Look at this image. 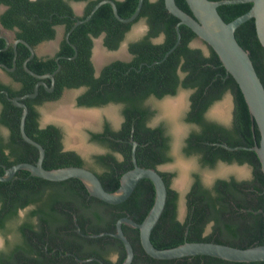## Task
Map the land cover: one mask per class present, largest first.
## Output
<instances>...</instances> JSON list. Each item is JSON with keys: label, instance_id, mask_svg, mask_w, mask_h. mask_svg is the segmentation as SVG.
I'll list each match as a JSON object with an SVG mask.
<instances>
[{"label": "trees", "instance_id": "16d2710c", "mask_svg": "<svg viewBox=\"0 0 264 264\" xmlns=\"http://www.w3.org/2000/svg\"><path fill=\"white\" fill-rule=\"evenodd\" d=\"M71 1L85 2L82 16H78ZM101 0H0L7 9L0 14L2 26L14 30V39H25L32 46L55 39L57 27L64 26L65 34L55 56H35L28 66L43 74L54 72L55 89L48 93L44 86L39 95L25 100L29 107L26 119L27 134L40 142L46 151L44 166L55 169L67 166H85L83 158L75 151L62 150V131L55 124L40 125L38 106L46 100H57L66 88L86 89L78 96L80 106H104L108 103L122 105L124 122L120 130H113L107 122L102 132L92 133V140L109 151L97 155L94 171L108 191H116L121 177L133 168L131 137L139 144L136 149L138 164L158 169V165L172 161L168 155L170 137L161 124L148 126L155 114L146 105L150 95L163 98L174 96L180 88L192 90L191 108L185 120L196 124L186 138L183 151L196 155L203 168H215L218 163L248 164L251 178H217L211 186L205 185L199 172L193 173V183L186 194L187 215L179 218L180 193L171 186L174 172L159 171L168 187L165 210L154 228L151 239L158 248L175 247L185 242L209 241L237 247L264 244V173L257 153L250 149L229 150L215 143L251 147L261 140L257 123L250 113L245 97L234 79L226 71L219 55L209 46L205 54L201 47L192 46L198 38L188 26L180 25L181 42L169 56L166 53L177 41L176 25L179 19L171 14L165 0H144L137 19L130 23L119 21L109 3L103 4L89 21L66 34L78 18L85 19ZM122 17H130L139 0H114ZM178 5L192 13L186 0H176ZM253 3L224 4L218 10L229 22L247 12ZM145 20L146 35L129 45L133 59L116 60L95 75L91 60L94 38L105 33L104 44L117 49L135 23ZM164 35L162 42L153 39ZM239 43L250 53L256 70L264 84V47L256 30L255 19L243 23L236 31ZM6 40L0 37V63L13 66V42L5 49ZM17 68L11 73L22 81L20 90L0 82L11 97L34 91L37 79L23 67L30 50L23 43L17 46ZM59 58V60H57ZM156 61H160L155 63ZM183 74V75H181ZM48 85L51 80L47 79ZM231 92L235 110L232 126L226 127L209 121L205 113L214 102ZM2 111L0 125L9 129L4 137L0 132V173L5 167L20 162L35 163L38 149L26 142L20 130L22 108L0 93ZM255 125V128H253ZM114 152H121L119 160ZM156 190L150 179H142L132 195L119 204H111L90 194L78 178L51 181L34 176L28 170H19L9 181H0V230L15 233V242L0 253V264H101L98 260L82 262L80 259L98 257L106 264H122L126 258L123 241L113 235L86 236L102 232H115L117 221L130 216L142 222L155 202ZM31 207L20 222V210ZM8 223L10 225L8 226ZM81 229V233L78 229ZM125 234L135 249L132 264H264V261L237 262L210 255H196L175 259H156L146 253L140 230L123 224ZM116 255V259L113 256Z\"/></svg>", "mask_w": 264, "mask_h": 264}, {"label": "water", "instance_id": "95a60500", "mask_svg": "<svg viewBox=\"0 0 264 264\" xmlns=\"http://www.w3.org/2000/svg\"><path fill=\"white\" fill-rule=\"evenodd\" d=\"M192 13L187 12L182 9L176 0H165V5L168 11L173 14L175 17L179 19V22L176 25L177 30V41L175 45L166 53L164 59H166L171 52L175 50V48L181 42L182 36L180 31V25H186L190 27L198 36L197 39L202 40L207 45L211 46L215 52L219 55L220 60L226 68V71L231 74L236 82L238 83L245 100L249 106L250 113L254 121L257 123L258 128L261 133L260 142L255 145L248 146H230L227 143H215L217 145H222L226 149L229 150H237V149H250L257 153L264 173V84L256 70V67L253 63V60L250 56L249 51H247L237 40L236 31L237 29L246 21L254 18L256 24V30L258 38L261 44L264 47V0H186ZM253 3L252 7L245 12L244 14L236 17L232 21H225L222 15L220 14L218 7L224 4H234V3ZM75 3V12L77 15L81 16L82 14L79 12L83 7V3ZM105 3H109L113 7V12L115 17L125 23L133 22L139 16L141 9L143 7L144 0H139L138 6L134 14L130 17H122L118 11L117 4L114 0H101L98 2L89 15L85 19L78 18L71 29L66 34V40L73 46L76 50V53L71 58L77 56V47L70 41V34L82 23L89 21L94 13ZM136 33L132 32V37L135 36ZM1 38L6 40L5 49L9 48L11 45V40L5 35L1 34ZM196 40V39H195ZM18 43H23L30 50V56L24 61L25 70L31 74L32 76L40 79L41 81L37 82L34 87V92L27 93L23 96H16L11 98L15 105L22 108L21 122H20V130L23 139L35 146L39 151L38 159L35 163L33 162H20L12 165L11 167H5V173H0V181H9L11 180L15 174L19 170H28L32 175L38 176L51 181H63L70 178H78L84 182L86 187L88 188L91 195L106 201L111 204H119L123 201L127 200L138 183L144 179H150L156 190L155 202L152 206L151 210L145 217L142 222H137L130 216L121 217L116 223V231L115 232H102L99 234H88L86 236L90 237H98L106 234L113 235L119 239H121L126 248V258L122 264H132L135 257V249L129 240L128 236L125 234L123 229V224H127L136 229L140 230V238L141 244L151 257L156 259H175L182 258L188 256H196V255H210L219 257L229 261H237V262H252V261H264V244L250 246V247H237L229 244L217 243V242H209V241H199V242H185L175 247L170 248H158L156 247L151 239L152 232L156 225L158 224L164 210L166 207L167 199H168V187L164 177L161 175L158 169L143 167L138 164L136 149L138 146V142L132 138V160H133V168L125 172L121 177V185L116 191H108L99 176L92 171L91 169L84 166H67L55 169H47L44 166V159L46 156V151L44 146L30 137L26 132V119L29 113V108L26 103L22 100L35 97L38 95L39 88L41 85H44L47 90L53 91L55 88L54 82L52 86H48V84L43 80L45 78H50L54 81L55 74L60 70L61 64L58 63V68L54 72H50L47 74H39L28 67V62L31 60L36 54V47L32 46L25 39L19 38L13 42L14 48V66L9 67L4 63H0V71L7 70L13 71L16 67L17 60V46ZM195 46V43H192ZM102 46V38L97 39L96 49H101ZM96 49L94 55V61L99 66L98 70H100L103 61H98L96 57ZM59 60V58H57ZM160 62L156 61L155 63ZM187 91L185 89H181L177 96H167L164 102L172 101L173 103L178 100L186 98ZM180 100V103L183 101ZM164 104V103H163ZM168 105V104H167ZM164 105V113L167 117H170L176 128L179 129L178 125V110L180 105H177L176 108L171 107L172 105ZM215 109L220 107V103L215 105ZM78 110L84 111H96L101 115L99 107H78ZM213 112V111H211ZM99 121V118L97 122ZM50 122L63 125L67 131V143L68 148L81 151L79 148L73 144L72 134L75 132V135L83 137V128L95 126L96 123L90 124H82L78 127L71 125L66 119L61 116H51L45 117L43 124L46 125ZM180 124V123H179ZM181 127V126H180ZM255 128V125H253ZM178 144V143H177ZM176 152V151H175ZM177 159V164L180 170L179 178L175 183V187H177L182 193L185 192V182L188 177L189 167L186 165L185 160L182 156L179 155L178 152L175 153ZM225 163V162H222ZM247 166V165H244ZM180 180L183 181V185L179 184ZM184 195V194H183ZM180 220L184 221L183 217H180ZM78 231L81 233V229ZM82 262L89 260H98L101 264H106L98 257H92L89 259H80Z\"/></svg>", "mask_w": 264, "mask_h": 264}, {"label": "flooded vegetation", "instance_id": "af4514ba", "mask_svg": "<svg viewBox=\"0 0 264 264\" xmlns=\"http://www.w3.org/2000/svg\"><path fill=\"white\" fill-rule=\"evenodd\" d=\"M74 2H77L79 3L78 1H71V5L73 6V9H74V12H75V3ZM80 3H83L82 5L84 6V10H85V2H80ZM0 6H3L5 7V9H3V11L0 12V14H2L6 9H7V6L4 5V4H1ZM76 13V12H75ZM83 14H84V11H83ZM82 14V15H83ZM81 15V16H82ZM79 16V15H78ZM145 23L146 21L143 20ZM138 23V22H137ZM136 24V23H135ZM61 27V26H59ZM57 27V29L59 28ZM64 27V26H62ZM134 27V26H133ZM65 29V27H64ZM4 30H9V31H14V30H10V29H7V28H4L2 26V33L1 34H4L3 31ZM148 31V25L146 23V31L141 34L140 36H133L132 37V32L133 31V28L127 32L126 34V37L125 39L121 42L120 46L117 48V49H110L108 48L107 46H105L104 44V38L106 36L105 33H102L100 36L94 38V46H93V49H92V55H91V60L93 62V65L96 69L95 71V75L98 76L101 71L103 70V68L107 65H109L110 63L116 61V60H121V61H126V62H130L132 59H133V54L130 52V49H129V45L131 42H135V41H138L140 40L141 38H143L146 33ZM58 33V31H57ZM0 34V35H1ZM6 35V34H5ZM7 36V35H6ZM162 36V35H161ZM161 36H159L158 38H155L153 39L154 42H162L163 39H164V35H163V39H161ZM8 37V36H7ZM14 37H15V31H14ZM9 38V37H8ZM99 38H102V48H105V53L108 55L107 58H105V61H103L102 65H101V68L100 70H98V65L95 63L94 61V55H95V49H96V45H97V39ZM10 39V38H9ZM11 40V39H10ZM16 39L13 38V40H11V43L14 42ZM54 39H51V40H47L48 42L52 41ZM47 41H44V42H47ZM62 41V40H61ZM202 43H204L202 40H200ZM43 43V42H42ZM193 43V42H192ZM41 44V43H40ZM61 44V42H60ZM60 44L59 46L55 49V52L54 54H50V55H39L38 52H37V56H41V57H47V56H55V54L58 52V50L60 49ZM192 45V44H191ZM38 46V45H37ZM36 46V47H37ZM193 46V45H192ZM204 46L205 47H201L203 50H204V53L205 54H209L210 53V48H209V45H207L206 43H204ZM196 47V46H194ZM199 47V46H198ZM37 51V50H36ZM35 55V56H36ZM30 56V55H29ZM34 56V57H35ZM33 57V58H34ZM32 58V59H33ZM109 59V60H107ZM13 66H14V61H13ZM12 66V67H13ZM24 67V65H23ZM29 67V66H28ZM16 68H17V63H16V67L13 71H7V70H3L8 78L7 79H3L0 75V82L3 83L4 85H7V86H10L12 89L14 90H20L21 87H22V81H18V80H15V77H13L11 75V73L15 72L16 71ZM25 69V68H24ZM56 70V69H55ZM54 70V71H55ZM1 73V72H0ZM47 73H50V72H47ZM47 73H43V74H47ZM40 74V73H39ZM183 75V74H181ZM36 78V77H35ZM37 82L41 81L40 79L36 78ZM47 79H50V78H45L43 79L45 82ZM51 80V79H50ZM54 82V85H55V79L54 81L51 80V85H48V86H52ZM35 83V85H36ZM47 83V82H46ZM48 84V83H47ZM34 85V87H35ZM41 86H44V85H41ZM40 86V87H41ZM45 87V86H44ZM45 89L47 90V88L45 87ZM55 89V88H54ZM81 90L80 93H78V95L76 96L75 100H76V105L78 107H87V108H92V106H80L78 105V102H77V98L78 96L86 89L85 87H80V88H66L64 91L66 90ZM181 89H184V88H180L179 91ZM40 90V88H39ZM187 90V89H185ZM48 93H51L53 91H49L47 90ZM179 91L176 95L174 96H177L179 94ZM187 91H190L189 92V95H188V92L186 94V98H184V101L180 104V108H179V112L178 114L182 117L180 120L182 122V119H183V122L185 124V126L189 125L191 126L189 130H186L187 132L185 134H182L183 132V129H181V127L179 126V129L176 128L175 124H174V121H172V119L170 117H167L165 115V113L163 112L164 111V107L163 106V102L165 101V98L167 96H171V95H166L164 96L163 98H158L156 97L155 95H150L148 97V99L146 100V105L150 108V110L152 111H155V114L152 116V118L150 119V121L148 122V126L154 128V127H157L159 125H163L164 128H165V135L166 136H169L170 137V146H169V149H168V155L169 156H172L173 157V160L172 161H169V162H166V163H163V164H160L158 165V170L159 171H168V172H174L175 173V176L172 178V181H171V186L176 189L179 193H180V199H179V209H180V202L182 201V199H185L186 200V194L189 192L190 188H191V185L193 183V174L191 175V179L189 178V176L187 177L186 179V182H185V192L182 193L177 187H175V183L177 181V179L179 178V175H180V170H179V167H178V164H177V159L175 156V153L178 152L181 150V152L183 154L184 151H183V147L185 146V142H186V138L189 136L190 132L193 130V129H198V126L196 124H193V123H189L185 120L186 118V115L188 113V111L190 110L191 108V100H190V95L192 93V90H187ZM34 92V91H33ZM0 93H3L6 95V97H8L10 100L11 98H14L16 96H23L25 94H22V95H15L13 97L10 96L9 94V90L8 89H3L0 87ZM29 93H32V92H29ZM64 93V92H63ZM27 94V93H26ZM38 95H39V92H38ZM188 95V96H187ZM226 95V94H225ZM224 95V96H225ZM233 95V94H232ZM37 97V96H35ZM35 97H29V98H35ZM28 99V98H26ZM26 99H23L22 101L24 103ZM59 99L57 100H46L44 103H42L41 105L38 106V111L40 113V118H39V122H40V125L42 127L48 125V124H55L57 126L60 127L61 131H62V150L63 151H75L77 154H79L81 156V158H83L84 160V163H85V166L89 169H91V167H93L96 171H99V168H96L95 166V162H96V156L99 155V154H105L109 151V149L105 146H103L102 144H100L99 142H96L94 140H92V133H97V132H102L105 128V125L106 123L108 122L109 125L113 128V130L117 131V130H120L122 128V125H123V122H124V116L122 114V105L121 104H118V103H108L104 106H93V107H99V108H102V107H107V106H114V107H117L119 108L117 110V113L116 115L112 112L111 115L109 114H106V116L104 115H100L99 117V122H98V126H93V127H88L85 129V133L86 135L88 136V141L89 143H85V145L87 146V149H83L82 148H79L81 149V151H77V150H73V149H70L68 148V143L66 142L67 141V131L65 129V127L63 125H59V124H56V123H53V122H50L46 125L43 124V121H44V118H45V111L46 112H49V108L48 106H50L49 104L52 103V102H55V101H58ZM223 100L220 99L216 102H214V104L212 106L209 107V109L207 110V112L205 113V117L209 120V121H214V122H217L219 124H222L226 127H230L232 126L233 124V121H234V110H235V101H234V96H233V106H232V110H231V115L228 119L227 116H225V114L223 113H220L219 112V107L215 109V105H217V103H220L221 101ZM14 103V102H13ZM17 106V105H16ZM28 106V105H27ZM76 106V107H77ZM220 106H222V104L220 103ZM19 107V106H18ZM163 107V108H162ZM2 102H1V99H0V113L2 111ZM29 108V107H28ZM75 110V109H74ZM77 110V109H76ZM55 111V109L53 110ZM213 111V112H211ZM110 112V111H109ZM56 116V115H54ZM101 118V119H100ZM179 118V117H178ZM180 120L178 121V125H180ZM183 124V125H184ZM182 125V124H181ZM182 130V131H181ZM0 132L1 134L4 136V137H7L9 135V129L3 125H0ZM180 137V139H179ZM84 138V137H83ZM132 138L131 137V142H132ZM134 139V138H133ZM84 140V139H83ZM179 140V142H178ZM178 143V144H177ZM89 144L91 146H89ZM133 147V146H132ZM176 151V152H175ZM115 156L119 159V160H122L123 159V155L121 152H114ZM186 155V154H185ZM187 156V155H186ZM197 157L196 155H191V156H188V157ZM187 160V159H186ZM197 160H198V157H197ZM199 161V160H198ZM133 162V160H132ZM191 162V163H190ZM190 162H187L185 161L186 165L189 167L190 169V166H193L194 167L196 166L195 164V161H190ZM228 164V163H226ZM232 164H236L239 168L237 169V174H235L236 172L234 170L231 171L230 174H227L226 176H220V177H213V176H208V177H204L203 175L202 176V180H203V183L205 185H208V186H211L213 184V182L217 179V178H230L231 176H234L236 177L238 180H244V179H248V178H251L252 176V170H251V173L250 175H247L248 173H246V171H244V169L242 168V166L244 165H247L249 166L248 164H238V163H232ZM199 165L201 166L200 162H199ZM230 165V164H229ZM250 167V166H249ZM166 168V169H165ZM241 168V169H240ZM251 168V167H250ZM224 170V169H222ZM243 171V172H242ZM197 172V171H195ZM184 194V195H183ZM187 205V204H186ZM31 209V207H28L27 209H24V210H20L19 212V220L20 222L23 220V218L26 216V213L27 211ZM21 211H25L24 212V215H21ZM10 225V223H8V226ZM5 233L3 237V240L2 242L0 243V253L2 251H6L8 250L10 247V245H12L15 240H16V237L14 236L13 233L11 232H8V234L6 232H4L3 230H0V234L3 235Z\"/></svg>", "mask_w": 264, "mask_h": 264}, {"label": "rangeland", "instance_id": "374dc122", "mask_svg": "<svg viewBox=\"0 0 264 264\" xmlns=\"http://www.w3.org/2000/svg\"><path fill=\"white\" fill-rule=\"evenodd\" d=\"M83 7H82V9L79 10V12L81 14H83V11H84V8ZM3 9H5V7L0 6V12L3 11ZM57 31H58V33H57V35H56V37H55L54 40H52L50 42H48V41L47 42H43V43L39 44L36 47V50H37V52H38L39 55H50V54H54L55 49L59 46V44H60V42L63 39L64 34H65V29L62 26L59 27L57 29ZM133 31H134V33H136L135 34L136 36H140L141 34H143L146 31V23L143 20L139 21L138 23H136L134 25ZM3 33L6 34L11 40H13V38H14V31L4 30ZM193 42L195 43V46L196 47H198V46L199 47H205L204 46V43H202L200 41V39H196ZM101 51L104 52L105 51V48H101ZM107 60H109V59H107ZM104 61H105V59H104ZM0 72H1L0 75H1V77L3 79H7L8 78L7 74L4 71H0ZM80 92H81V90L78 91V90H74V89L73 90L71 89V90L64 91L62 97L58 101H55V102H52V103L49 104L50 105V106H48L49 112H46L45 111V117L47 116V114L53 113V110L54 109L56 110L57 108H60V107H63V106H69L71 109H75L76 110L77 109V107H76L77 105H76L75 98L78 95V93H80ZM187 92H188V95H189V92L190 91H187ZM232 100H233V95H232L231 92H228L223 97V100L220 102L222 104V106H220V107L223 108L222 111L225 114V116L228 117V119H229V117L231 115V110H232V106H233V101ZM118 109L119 108L114 107V106H107V107L100 108V112H101V115H104V116H106V114L111 115L112 112L116 115ZM108 111H110V112L108 113ZM178 116H179L178 120H180L182 117L180 115H178ZM98 122H96V124H95L96 127L98 126ZM183 124H184V122H183V119H182V122L180 120V126H181V129H183L182 134H185L187 132L186 130L191 129L190 128L191 126H189V125L185 126V124L184 125ZM86 128H88V127H85L82 130L83 137H84V138L82 137V139H84L83 141L85 143H89L88 136L85 133V129ZM179 139H180V137H179ZM178 142H179V140H178ZM89 146H91V145L89 144ZM179 155L182 156V158L185 161H187V162H190V161H193V160L195 161L196 166L195 167H194V165L193 166H190V169L188 171V176L190 175L189 176L190 179H191V175L195 171L199 172L201 175H203L206 178L208 176H213V177H216V176L217 177L226 176L227 174H230L232 170H234L236 172L235 174H237V169L239 168L236 164H230L229 165V164L222 163V162L218 163V165L215 168H213V169H211V168H203L202 166L199 165V161L197 160V157H194V156L188 157L185 154H183L181 152V150L179 151ZM242 168L244 169V171H246V173H248L247 175H250L251 168L249 166H242ZM222 169H224V170H222ZM24 212L25 211H21V215H24ZM186 215H187L186 200L185 199H182V201L180 202L179 218L180 217L181 218L183 217V219H185ZM6 233L8 234V231H6ZM4 235H5V233L3 235L0 234V243L3 240V237L2 236H4ZM113 259H116V255L113 256Z\"/></svg>", "mask_w": 264, "mask_h": 264}, {"label": "bare ground", "instance_id": "6f19581e", "mask_svg": "<svg viewBox=\"0 0 264 264\" xmlns=\"http://www.w3.org/2000/svg\"><path fill=\"white\" fill-rule=\"evenodd\" d=\"M107 56L108 55L105 52L101 51V49H99V48L96 49V57H97L98 61H104V59L107 58ZM180 100H182V99H180ZM180 100H178L175 103H173L172 101L163 102V103H164V105L168 104L167 107L169 105H172L171 107L176 108L177 105L181 104ZM222 109L223 108L219 107L218 110H219L220 113L223 114ZM108 113H109V111H108ZM51 115L52 116H54V115L61 116L62 118L66 119L71 125L76 126V127H78V126H80L82 124L96 123L98 118L100 117L99 112H96V111H84V110H74V109H71L69 106H63V107L57 108L55 111H53V113L47 114V117H51ZM75 134H76L75 132H73V134H72L73 144H75V146H77V147L82 148V150L83 149H87V146L85 145V143H84L83 139L81 138V136L75 135ZM179 184L182 185L183 181L180 180Z\"/></svg>", "mask_w": 264, "mask_h": 264}, {"label": "clouds", "instance_id": "9594fccd", "mask_svg": "<svg viewBox=\"0 0 264 264\" xmlns=\"http://www.w3.org/2000/svg\"><path fill=\"white\" fill-rule=\"evenodd\" d=\"M161 39H163V35L161 36Z\"/></svg>", "mask_w": 264, "mask_h": 264}]
</instances>
